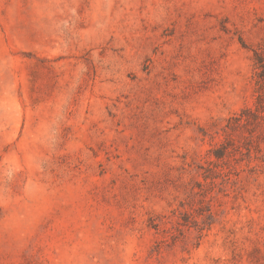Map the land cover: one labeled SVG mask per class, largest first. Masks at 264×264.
Masks as SVG:
<instances>
[{
    "label": "rangeland",
    "instance_id": "rangeland-1",
    "mask_svg": "<svg viewBox=\"0 0 264 264\" xmlns=\"http://www.w3.org/2000/svg\"><path fill=\"white\" fill-rule=\"evenodd\" d=\"M0 264H264V0H0Z\"/></svg>",
    "mask_w": 264,
    "mask_h": 264
}]
</instances>
